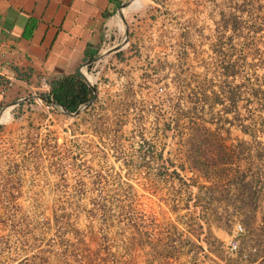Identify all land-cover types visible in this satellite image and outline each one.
I'll return each mask as SVG.
<instances>
[{"label":"rangeland","instance_id":"rangeland-1","mask_svg":"<svg viewBox=\"0 0 264 264\" xmlns=\"http://www.w3.org/2000/svg\"><path fill=\"white\" fill-rule=\"evenodd\" d=\"M153 1L156 11L150 7L151 0L134 10L126 7L136 2L119 9L115 17L119 30L109 49L127 36L128 42L130 29L155 14L166 37L163 50L169 54L177 50L174 39L185 29V41L194 47L189 46L186 59L170 65L163 55L164 63H148L141 76L137 71L139 80L129 68L119 80L103 76V67L115 55L122 57L121 52L115 53L100 62L96 81L89 77L97 97L91 106L82 105L76 116L33 97L0 104V115L9 107L7 119L0 121V264H166L152 256L148 245L128 244L132 230L121 218L119 206L127 184L137 196L138 208L163 228H175L189 239L191 244L176 243L182 250L176 264H264V189L256 215L247 219L239 212L231 214L234 188L228 192L209 187L202 177L196 181L204 187H186L162 172L163 159L150 160L146 168L140 156L144 150L138 148L143 136L155 155L178 163L181 144L190 135L185 118L177 127L172 120L178 107L184 111L193 103L186 96L189 90L178 86L176 75L181 67L187 68L182 77H190L192 71L212 81L204 105L212 121L207 126L234 150V167L257 178L263 175L264 0ZM179 8L184 11L177 12ZM229 63H233V77L224 74ZM160 78L170 80L163 97L154 91ZM101 81L107 86L97 88ZM142 93L148 101L140 99ZM118 121L123 126L116 132ZM168 122L171 128L164 130L163 123ZM241 127L254 131L255 137ZM215 153L206 150L209 159ZM221 155L219 163L208 169L224 166L226 158ZM97 172L103 175L98 186ZM182 174L187 180L191 176ZM93 199L111 206L115 215L104 219L92 214ZM218 217L225 229L215 225ZM238 224L243 227L240 234L235 230ZM214 236L221 243L214 242Z\"/></svg>","mask_w":264,"mask_h":264},{"label":"crops","instance_id":"crops-1","mask_svg":"<svg viewBox=\"0 0 264 264\" xmlns=\"http://www.w3.org/2000/svg\"><path fill=\"white\" fill-rule=\"evenodd\" d=\"M123 1L0 0V42L7 43L11 48V52L7 54L11 66L1 70L4 74L16 75L21 79L8 89L5 96H0V104L22 101L33 93H40L44 79L49 83L64 74H85V70L93 68L96 60L105 61L117 52H121L122 57L115 55L110 63L117 64V67H103L104 77L117 76L121 80L122 73L129 68L139 80L144 62L164 63L163 55H166V60L171 65L187 58L188 48L193 45L186 43L183 35L185 29L174 39L177 50L169 54L163 50L166 37L158 29L159 17L155 14L152 19L132 27L129 41L121 48L103 49L105 33L110 34L111 42L116 41L119 27L115 17ZM151 4L154 11L158 10L157 7L154 8L157 4L153 0ZM182 11L184 10L179 8L177 12ZM30 19H34L35 26L32 34L25 37L23 31ZM128 45V51H123ZM131 65L135 68H130ZM86 77L89 79L92 76L86 74ZM137 78L134 86H137ZM100 85L107 86L102 81L97 84V88ZM261 258L260 256L250 263H256Z\"/></svg>","mask_w":264,"mask_h":264},{"label":"trees","instance_id":"trees-1","mask_svg":"<svg viewBox=\"0 0 264 264\" xmlns=\"http://www.w3.org/2000/svg\"><path fill=\"white\" fill-rule=\"evenodd\" d=\"M130 5V4H129ZM35 26L34 19H30L23 31L25 37H29ZM232 31L236 30V21L230 25ZM191 48H194L191 46ZM185 50V49H184ZM186 51H184V54ZM187 68L181 67L176 75V81L182 90H189L187 98L193 105L187 110H181L178 107L179 112L174 116L172 120L173 126H178L179 121L182 118L187 120L188 134L190 135L181 144L179 151L178 163L171 160L169 157L164 158L162 154L155 155L151 150L152 145L145 137L141 136L138 144L139 149L144 151L141 153V158L145 160L144 166L149 168L150 160L156 159L157 157L163 159V173L167 174L168 177L176 178L186 187L196 186L198 188L204 187L197 183L196 177H202L204 180L210 183L209 187L225 188L226 191H231V188L235 189L233 194L234 211L239 212L244 218H249L255 215L257 208V199L260 192L264 189V173L261 177H256L255 174L248 175L247 170H241L237 166L234 167L232 157L234 150L230 145L224 143L223 139L219 137L216 130H212L208 123H211V119L206 117L205 104L209 102V95L207 92L213 86L211 79L207 77H201L196 72L190 73V77H182L181 73L186 72ZM224 74L229 77L235 76L233 63H229L224 70ZM89 75V74H88ZM50 91L47 94H42L41 97L47 101L56 103L58 107L64 108L69 113L77 111V109L86 105L91 106L94 103L96 96V86L93 88L83 77L80 72L74 74H64L61 77L52 79L49 82ZM29 121V125H30ZM116 124V132H119L123 126L122 121H118ZM171 124L163 123V129L168 130ZM173 128V127H172ZM242 132L255 137L254 131H249L246 127H241ZM206 150H214L215 157L209 159L206 155ZM222 154V155H221ZM224 156L226 161L223 162L224 166L211 170L208 166L217 165L219 160L218 156ZM176 160V159H175ZM168 164L173 166L172 169L168 167ZM167 172V173H166ZM183 172L191 173V176L187 180L182 174ZM249 176V177H248ZM103 175L98 173L95 175V182L101 183ZM127 188L123 193V203L120 206V215L127 227L131 228L132 235L128 244L133 247H143L148 245L152 251V256L159 260H162L166 264H176L179 262L181 255V249L176 247V243L191 244L189 239L183 238L182 234L177 232L175 228L169 229L162 227L150 216L144 213L140 208L137 207V196L133 193L132 186L127 184ZM254 188V189H253ZM92 208L90 209L92 214L101 215L104 219L106 217H113L115 215L114 210L111 206L105 203H99L95 199L91 201ZM230 214V215H231ZM221 217H218L215 225L219 228H226L219 222ZM214 242H220L217 237H213ZM205 239V242H210ZM166 246L167 249H163ZM169 247V249H168ZM162 248V250H161ZM237 255L240 256L241 251H236Z\"/></svg>","mask_w":264,"mask_h":264},{"label":"built area","instance_id":"built-area-1","mask_svg":"<svg viewBox=\"0 0 264 264\" xmlns=\"http://www.w3.org/2000/svg\"><path fill=\"white\" fill-rule=\"evenodd\" d=\"M110 41H111V36L109 33H105V37H104V40L102 42V48L104 49H109L110 47L109 44H110ZM11 52V48L10 46H8L7 43L5 42H0V96H5L8 89L10 87H12L14 85V83L18 82V81H21V79H19V77H17L16 75H7V74H4L1 70V68H8L11 66V62L9 60V58L7 57V54ZM102 59H98L95 61L94 63V66L91 70H85V75L86 74H89L93 77V80L96 81L97 80V76L98 74L100 73L101 71V68L102 67H99L98 65L100 64ZM147 64L146 62H144V64H142L143 66V70L147 67ZM99 67V68H98ZM149 83V82H148ZM167 85L169 86L170 85V80L169 78H160L159 80H157V82L155 83V93L161 97L165 96L166 95V91H167ZM42 93L45 94V92H49L50 91V85L49 83H47L45 81V79L43 80V85H42ZM30 97H33L34 98V101L36 102L37 100L39 102L42 103V101H45V103L47 104H50L52 105V102L50 101H47L46 99H44L43 97H41V95L39 94H36V93H33L32 95L28 96L25 100H22V102L28 100ZM43 98V100L41 98ZM140 99L143 101V102H146L148 101V97H146L145 95H142V97H140ZM21 101H17L15 102V104H18L20 103ZM154 104H157V102H154ZM152 104H150L151 106ZM236 229V233L237 234H240L241 232H243V227L242 225L238 224L236 225L235 227Z\"/></svg>","mask_w":264,"mask_h":264},{"label":"water","instance_id":"water-1","mask_svg":"<svg viewBox=\"0 0 264 264\" xmlns=\"http://www.w3.org/2000/svg\"><path fill=\"white\" fill-rule=\"evenodd\" d=\"M131 1H132V0L128 1L127 3H122L120 9L123 8V7H125V6H127V5H129ZM127 40H128V36L125 38V40H124L121 44L117 45V46L114 47L112 50H117V49L121 48V47L127 42ZM82 75H83L84 79H85V80H86V81H87V82H88V83L94 88L95 86L90 82L89 79H87L86 75L83 74V73H82ZM52 104H53L54 106H57L56 103H53V102H52ZM82 110H83V106H80V107L77 109V111H75V112H73V113H69V112L66 111L64 108L62 109L63 113H65V114H67V115H72V116H76V115H78Z\"/></svg>","mask_w":264,"mask_h":264},{"label":"bare ground","instance_id":"bare-ground-1","mask_svg":"<svg viewBox=\"0 0 264 264\" xmlns=\"http://www.w3.org/2000/svg\"><path fill=\"white\" fill-rule=\"evenodd\" d=\"M133 1V0H132ZM131 1V2H132ZM146 0H138L136 3H134L133 5H130V6H128V7H126V10L127 9H135V8H138V7H140L141 5H143V3L145 2ZM130 2V3H131ZM123 10V9H122ZM121 12V11H120ZM118 13V12H117ZM122 13V12H121ZM119 14V13H118ZM8 111H9V107H7V108H5L4 109V111L1 113V115H0V121H3V120H6L7 119V115H8Z\"/></svg>","mask_w":264,"mask_h":264}]
</instances>
